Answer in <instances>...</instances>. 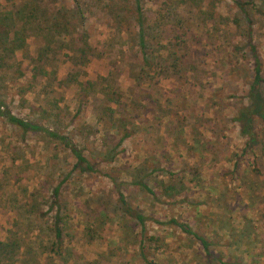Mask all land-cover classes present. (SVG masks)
I'll return each instance as SVG.
<instances>
[{
    "label": "rangeland",
    "instance_id": "1",
    "mask_svg": "<svg viewBox=\"0 0 264 264\" xmlns=\"http://www.w3.org/2000/svg\"><path fill=\"white\" fill-rule=\"evenodd\" d=\"M77 1V9L71 0L61 2L74 39L54 40L40 60L44 64L38 63L42 72L34 67L40 35L29 34L28 50L4 59L0 101L19 116L66 132L96 169H72L57 141L0 117V239L10 246L0 264H149L136 245L140 226L119 208L116 187L146 216V231L164 240L153 250L154 264H216L171 217L206 234L213 252L239 264H264V118L254 116L256 145L243 152L246 135L234 119L248 103L251 75L243 14L231 0H221L216 12L228 20L236 16L237 23L201 25L186 2L141 0L146 22L155 23L147 33L156 36L147 56L161 64L149 75L137 33L125 29L133 20V0ZM253 1L264 7V1ZM245 8L264 74V16L251 3ZM82 36L92 51L79 55L74 48ZM97 73L122 94L115 115L130 133L118 144L115 127L98 121L91 100L76 101L75 84L64 79ZM19 86L29 89L19 92ZM168 180L176 190L162 196L159 182ZM57 183L68 239L53 254L45 244L52 238L51 190ZM245 227L250 239L241 240ZM13 236L18 241L11 244Z\"/></svg>",
    "mask_w": 264,
    "mask_h": 264
},
{
    "label": "trees",
    "instance_id": "2",
    "mask_svg": "<svg viewBox=\"0 0 264 264\" xmlns=\"http://www.w3.org/2000/svg\"><path fill=\"white\" fill-rule=\"evenodd\" d=\"M5 4L0 5V65L3 63L6 57H10L15 54L17 50H28V40L26 37L29 34H36L44 37L42 44H39L36 48V55L34 57V67L38 72H42L43 59L50 50L51 45H54V40H60L67 44L73 40V29L70 25V20L65 18V13L62 10V0H4ZM73 8H79L77 0H71ZM171 1V0H170ZM177 1V0H175ZM186 2L193 6L196 11L198 23L201 25L207 24L209 21L216 23L221 19V22L235 21L237 23L236 16H232L231 20H228L226 14H219L216 12L217 3L221 0H178ZM262 2L264 0H261ZM232 4L236 6V9L243 14L246 25V40L245 44L250 52V80L248 82V88L246 91V97L248 98L247 104H242L238 108V113L235 118L239 125L242 134L246 135L244 138V145L241 148V152L247 148L252 150L256 145V132L253 129L254 116L264 118V96L261 92V85L264 84V74L262 69V61L260 58L259 47L251 34L252 19L249 16L246 3L254 5L262 16H264V7L259 8L253 0H231ZM130 7V6H129ZM133 20L129 27H126V31H133L137 33L139 37V49L141 50V64L144 69L152 75L156 73L161 64H158L159 60H152L147 56L148 51L146 46L151 43V39L156 37L155 35H148L149 29L155 28V23H147L146 16L142 11L141 0H133L132 5ZM135 27V30L132 27ZM132 27V28H131ZM83 39L78 41L74 52L86 54L92 51V45L88 41V38L82 36ZM177 59V57H175ZM180 59V58H179ZM40 61V62H38ZM39 63V65H38ZM43 63V64H42ZM178 60L168 63L169 66H176ZM34 75V73H32ZM73 81L76 86L75 99L79 103L91 100L93 111L96 118L100 123H107V125H113L118 133L116 144H118L123 137L130 133L127 124L123 123L121 116H116L115 113L120 109L122 105L121 91L117 86L103 81V77L100 74H96L93 78L78 79L75 75H66L64 79ZM27 86H19V92L27 91ZM0 117L4 118L7 122L18 127L21 131H40L46 136L54 139L61 147L66 150L71 158V168L78 169L81 172H89L96 169L94 163L91 162L88 155L85 153L83 147L79 145L73 138H71L66 132L57 130L46 126L33 119L19 116L11 111L6 103L0 101ZM124 117V116H123ZM263 149V147H262ZM237 161L233 164V170L236 169ZM138 183H142L140 180ZM143 187L148 188L145 183L141 184ZM160 195L170 196L175 192V186L170 180L160 183ZM59 184H55L52 187L51 195L52 202L50 206L55 207V212L52 215V219L49 222L52 232V238L45 244L47 251L53 254H59L63 251L65 241L68 239L67 234V220L65 219V212H59L58 202L55 197L58 194ZM116 197L118 200L119 208L124 214L131 216L135 219L136 223L140 226L139 238L136 243L139 256L142 260L149 264H154V260L151 258L153 250L157 249L164 243L162 237L157 234L149 233L146 231L145 218L146 216L132 207L125 199L122 191L116 187ZM63 215V216H62ZM68 215V214H67ZM170 221L175 223L182 231L190 233L196 237L199 241L200 247L204 253L206 260H214L216 264H239L238 260H234L228 256H223L221 253L213 252L211 248V241L206 234L194 229L190 224L182 221H177L175 218H169ZM238 238H249V232L245 228H242ZM18 239L13 236V240ZM9 241L0 239V255H5L8 251Z\"/></svg>",
    "mask_w": 264,
    "mask_h": 264
}]
</instances>
